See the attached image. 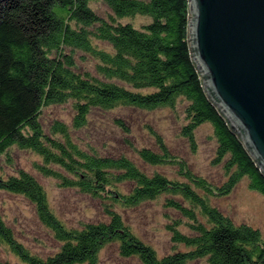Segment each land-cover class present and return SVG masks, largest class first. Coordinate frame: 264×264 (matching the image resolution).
Returning <instances> with one entry per match:
<instances>
[{
    "label": "trees",
    "instance_id": "1",
    "mask_svg": "<svg viewBox=\"0 0 264 264\" xmlns=\"http://www.w3.org/2000/svg\"><path fill=\"white\" fill-rule=\"evenodd\" d=\"M99 3L105 14L94 7ZM189 16V0H0V157L14 146L34 152L41 160L38 172L101 200L105 213L96 222L68 227L33 175L0 167V190L28 200L58 245L50 255L34 254L0 218V244L17 259L0 264H94L98 251L112 243L121 257L135 256L142 264H264L259 229L235 224L211 203L242 178L264 196V173L206 93L190 48ZM86 61L94 62L91 69ZM62 104L74 111L71 128L58 119L49 126L41 121L44 108ZM117 107L170 109L192 148L195 129L208 124L225 182L216 186L191 172L149 125L155 149L135 152L152 166H180L182 180L148 175L125 154L82 148L72 130L84 126L93 110ZM117 123L129 134L127 125ZM160 196L176 214L166 225L172 246L185 249L162 258L116 211Z\"/></svg>",
    "mask_w": 264,
    "mask_h": 264
},
{
    "label": "rangeland",
    "instance_id": "2",
    "mask_svg": "<svg viewBox=\"0 0 264 264\" xmlns=\"http://www.w3.org/2000/svg\"><path fill=\"white\" fill-rule=\"evenodd\" d=\"M97 12L105 14L102 4L94 5ZM104 46L103 43H99ZM94 62L86 61L83 66L93 67ZM74 111L70 104L51 105L43 109L41 121L49 126L58 119L71 128ZM117 121L129 128V134ZM151 126L162 138L169 151L180 159L188 169L213 185L220 186L226 180L223 166L214 161L216 141L208 124L199 126L194 131V148L180 135L181 120L174 117L173 111L160 108L153 111L117 107L109 111L93 110L84 126L72 130L76 142L87 149H94L102 155L117 156L125 154L140 170L148 175L158 172L170 179L183 178L178 175L180 166H152L143 162L135 149L150 147L155 149V139L147 129ZM127 135V136H126ZM10 158L12 165H8ZM40 157L30 150L10 148L6 155L0 157V167L12 173L22 169L33 175L45 188L49 206L54 214L68 227L79 228L81 224L96 222L104 218L101 200L80 192L76 188L59 187L57 181L45 177L37 171ZM123 187L122 190H125ZM164 198L141 202L133 207H117L124 222L131 232L143 243L151 246L158 258L172 253L176 248L185 250L182 245L172 246L171 233L166 225L168 216L176 214L164 207ZM211 203L235 224H246L259 229L264 237V196L251 189L248 180L242 178L232 191L221 197L211 199ZM0 218L12 230L16 239L32 253L41 256L50 255L58 248L53 235L39 221L34 206L20 195L0 190ZM0 259L16 263L17 259L0 244ZM94 264H142L135 256L121 257L117 245L103 246L97 253ZM186 264H205L203 260H194Z\"/></svg>",
    "mask_w": 264,
    "mask_h": 264
},
{
    "label": "water",
    "instance_id": "3",
    "mask_svg": "<svg viewBox=\"0 0 264 264\" xmlns=\"http://www.w3.org/2000/svg\"><path fill=\"white\" fill-rule=\"evenodd\" d=\"M206 93L264 173V0H189Z\"/></svg>",
    "mask_w": 264,
    "mask_h": 264
}]
</instances>
